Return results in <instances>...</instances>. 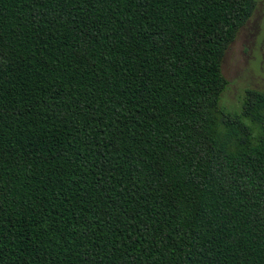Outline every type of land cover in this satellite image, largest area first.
<instances>
[{"label":"trees","instance_id":"1","mask_svg":"<svg viewBox=\"0 0 264 264\" xmlns=\"http://www.w3.org/2000/svg\"><path fill=\"white\" fill-rule=\"evenodd\" d=\"M255 5L0 0V264H264V93L219 106Z\"/></svg>","mask_w":264,"mask_h":264},{"label":"rangeland","instance_id":"2","mask_svg":"<svg viewBox=\"0 0 264 264\" xmlns=\"http://www.w3.org/2000/svg\"><path fill=\"white\" fill-rule=\"evenodd\" d=\"M251 18L241 27L226 50L221 73L227 81L219 106L224 111L238 113L244 93L257 90L264 93V0H255ZM253 136L258 129L246 122Z\"/></svg>","mask_w":264,"mask_h":264}]
</instances>
